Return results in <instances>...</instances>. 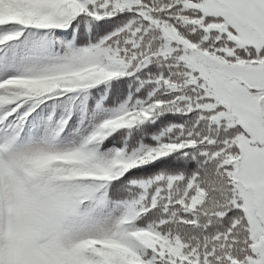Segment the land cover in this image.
<instances>
[{
    "label": "trees",
    "instance_id": "1",
    "mask_svg": "<svg viewBox=\"0 0 264 264\" xmlns=\"http://www.w3.org/2000/svg\"><path fill=\"white\" fill-rule=\"evenodd\" d=\"M55 1L0 0V82L94 64L0 85V104L21 97L0 106L7 204L38 226L49 264H73L90 237L125 248H87L86 264H261L232 173L249 133L228 109L217 116L227 105L208 81L225 76L255 97L261 88L234 74L264 70L255 46L220 29L224 15L202 0H66L51 13ZM47 154L81 161L52 162L19 186L15 173ZM7 252L0 227V264Z\"/></svg>",
    "mask_w": 264,
    "mask_h": 264
},
{
    "label": "rangeland",
    "instance_id": "2",
    "mask_svg": "<svg viewBox=\"0 0 264 264\" xmlns=\"http://www.w3.org/2000/svg\"><path fill=\"white\" fill-rule=\"evenodd\" d=\"M201 6L205 11L223 14L225 23L217 26L221 29L224 26L227 27V24L231 25L236 33L235 36L234 34H229V36L237 41H242L241 46L244 44L255 46L258 51L255 60L258 63L264 61V55L259 54L258 48L264 45V0H202ZM91 67L93 65L88 66V68ZM238 67L239 65L234 66V74L242 78V82L244 81L246 85L255 83L256 89L261 88L257 90L255 97H252L246 87H243L244 84H231V81L226 83L225 76H221L218 81L211 77L208 81L214 98L227 105L220 109L217 116L228 109L225 115L235 117L249 133V136L239 135L236 139L239 154L235 158L232 173L235 188L243 198V205L250 219L251 233L253 238H258L255 246H257V252L261 253V264H264V122L261 120L257 107V103H260V106L264 104L258 100L259 93L264 92V70L261 66H247L248 68L241 67L240 69ZM2 138L3 133L0 130V140ZM251 141H257L261 145H250ZM37 162L31 163L33 172L42 166L35 167ZM28 174H30L28 171H22L20 178L22 179ZM2 176L3 173L0 170V180ZM1 212L2 232L6 245L12 250V264H27L32 260L36 262L40 260L39 264H48L39 250L42 236L36 228L24 224L14 211L5 206L4 202L1 203ZM25 225L33 230L32 234L22 228Z\"/></svg>",
    "mask_w": 264,
    "mask_h": 264
},
{
    "label": "bare ground",
    "instance_id": "3",
    "mask_svg": "<svg viewBox=\"0 0 264 264\" xmlns=\"http://www.w3.org/2000/svg\"><path fill=\"white\" fill-rule=\"evenodd\" d=\"M47 160H48V159H43V160L38 161L35 167H37V166H39V165H42V164L45 163ZM22 228L25 229L26 232L29 233V234H32V233H33V230H32L31 228H28V227H22ZM93 244H96V242H94V241H88V242H85V243H83V244H81V245L79 246V249L84 248V247H86V246H88V245H93ZM16 262H17V259L15 260V263H16ZM38 262H40V260H38ZM38 262L32 260L31 262L28 261L27 264H39Z\"/></svg>",
    "mask_w": 264,
    "mask_h": 264
}]
</instances>
